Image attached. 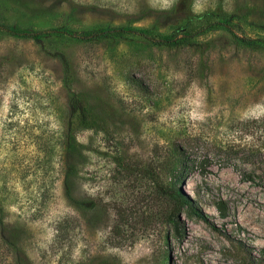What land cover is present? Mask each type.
Instances as JSON below:
<instances>
[{"label": "rangeland", "instance_id": "374dc122", "mask_svg": "<svg viewBox=\"0 0 264 264\" xmlns=\"http://www.w3.org/2000/svg\"><path fill=\"white\" fill-rule=\"evenodd\" d=\"M189 1L0 0V264H264V0Z\"/></svg>", "mask_w": 264, "mask_h": 264}, {"label": "trees", "instance_id": "16d2710c", "mask_svg": "<svg viewBox=\"0 0 264 264\" xmlns=\"http://www.w3.org/2000/svg\"><path fill=\"white\" fill-rule=\"evenodd\" d=\"M179 4L183 5L186 11V16L185 18V24L178 27L173 33L168 34V35H149L148 32L150 31H129L125 29H113V30H108L105 32H102L103 36L106 35H123V34H128L130 33H138L145 39H148L151 41L154 45L159 46V47H168V48H184V47H193L194 43H192V37H191V27L195 21H203L206 18H210L212 13H204L202 15L194 16L192 14V3L189 0H177ZM177 2V3H178ZM229 23L226 21H211L209 22V25L207 26L208 28H226L229 29ZM35 37L39 39V34L33 35V38ZM236 42L239 46H242L246 49H252V50H258L264 47L262 44V41L259 39H252V38H247V37H236ZM63 64L65 66V70L68 71L69 69V64L66 61L65 57H62ZM71 112L73 116H76L77 118L87 121L88 118L90 117V107L85 99L82 97L78 96L76 93L73 94L72 99H71ZM179 167L181 170H176L175 171V177L178 179L179 184L184 180V173L182 172V169L185 167L183 166V161H179ZM179 169V168H178ZM179 200L189 206V204L192 202L191 198L185 195V193L182 190H179L178 194ZM224 202H218L216 203V207L221 213V216L223 218H226V209L224 207ZM190 207V206H189ZM191 211L195 216L198 218L205 220L208 222V219L206 216L200 211L197 207L191 206Z\"/></svg>", "mask_w": 264, "mask_h": 264}]
</instances>
